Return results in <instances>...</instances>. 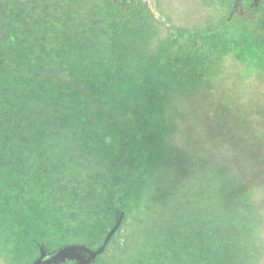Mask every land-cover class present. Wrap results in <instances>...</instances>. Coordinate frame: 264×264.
<instances>
[{
	"label": "trees",
	"instance_id": "trees-1",
	"mask_svg": "<svg viewBox=\"0 0 264 264\" xmlns=\"http://www.w3.org/2000/svg\"><path fill=\"white\" fill-rule=\"evenodd\" d=\"M253 11L264 23V0H0V264H106L129 232L144 256L121 264H264ZM223 33L248 61L178 62Z\"/></svg>",
	"mask_w": 264,
	"mask_h": 264
},
{
	"label": "rangeland",
	"instance_id": "rangeland-1",
	"mask_svg": "<svg viewBox=\"0 0 264 264\" xmlns=\"http://www.w3.org/2000/svg\"><path fill=\"white\" fill-rule=\"evenodd\" d=\"M22 4V2H21ZM250 20L252 21V24H250L249 30L252 32V34L255 35V40H254V36H253V45H264V23H258L259 20L262 19V17H260V12L258 11H253L251 12L250 15ZM28 15L26 14V16H24L23 18H27ZM28 22V21H27ZM40 23L42 24H46L48 22V18L44 17L43 19L39 20ZM36 23L37 22H28V24H32V26L30 27V29L33 31V33H38L39 31H42V29L39 27L37 28L36 31H34L33 29L36 27ZM238 24V23H237ZM29 27V26H28ZM263 29V30H262ZM207 41L204 38H200L197 42L191 43L189 46V49H187L186 51H182L178 54V58H180V60L178 62L183 63L188 62L192 68V70L194 69H199V71H208V70H214V66H218L219 65H223L224 62L227 63L225 64L226 67L228 64H231V61L234 60L236 57L234 56V54H230V52H228V50L230 49L229 47H231V38L230 36L227 35V33H223L220 37H218V39H211V41L205 42ZM233 42V41H232ZM200 44H204L206 45V47L203 49ZM228 46V47H227ZM259 49H262V47L258 46ZM261 56L264 58V54H261ZM249 56H247L246 52H243V50L241 51L240 55L236 58V61L241 62V61H248L249 58H247ZM256 65V64H254ZM174 68H177L176 72H173V76L174 78H178V75L180 73V69L182 68V64L181 66H175ZM191 70V71H192ZM218 70V67H215V71ZM253 74L251 75V80L253 81V79L255 78V76H259V77H263L262 75H264V70H260L257 67H253ZM256 72V73H255ZM258 73H261V76L258 75ZM198 75V74H197ZM258 77V78H259ZM4 78V77H3ZM257 78V77H256ZM257 79H254V82H252L247 87V89L249 91L254 92V94L257 95V97L259 99H256V102H259V104L263 105L264 103L261 101L263 100L262 97H260L259 95H261L264 92V84L261 83H257L256 82ZM2 81V74H1V67H0V83ZM3 85V83H2ZM150 86L152 87V89L154 88V86L152 84H150ZM13 96H9V95H4L2 98V102L5 103L8 100H12ZM230 98V96H229ZM210 124H208L206 126L207 129H209ZM9 137V135H7L6 137H4V139H7ZM225 144L229 143V139L226 140V142H224ZM3 148V147H2ZM250 148V145H249ZM211 150V149H210ZM246 152L247 150L244 149ZM223 151V149H222ZM212 154H216V153H212L210 151V155ZM1 157H10L11 155V151L10 150H3L0 153ZM17 168L21 167V161H17ZM11 170L12 168H4L5 172L6 170ZM19 174V173H18ZM143 239V236L141 234H135L134 232H129L127 233V236H124L123 238L120 239V248L117 251H112V253L106 256V264H121L123 263L125 260H128L129 258H134L135 256L139 257L141 256V261L143 260V248H142V244H141V240ZM106 248V247H105ZM72 255V253H71Z\"/></svg>",
	"mask_w": 264,
	"mask_h": 264
}]
</instances>
